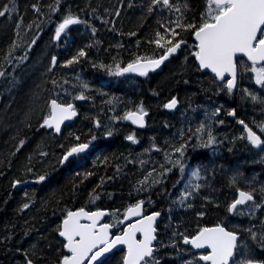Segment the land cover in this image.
Masks as SVG:
<instances>
[{
    "label": "trees",
    "instance_id": "trees-1",
    "mask_svg": "<svg viewBox=\"0 0 264 264\" xmlns=\"http://www.w3.org/2000/svg\"><path fill=\"white\" fill-rule=\"evenodd\" d=\"M170 3L0 0V10L8 9L0 17V264L60 263L61 223L81 208L109 212L104 222L112 235L123 232L125 211L141 202L146 212L161 214L150 264H182L174 249L201 228L235 230L238 213L230 216L228 208L240 188L232 169L247 166L238 164L240 148L244 157L252 150L216 112L222 104L233 107L237 97L201 72L193 32L176 28L178 20L199 25L207 0ZM68 15L81 23L56 39ZM173 28L185 43L159 71L117 74V66L121 71L139 57L158 59L164 49L152 41ZM74 57L78 62L69 65ZM173 98L177 107L170 111L164 105ZM53 100L77 111L59 136L41 127ZM141 107L142 130L124 119ZM209 133L214 142L204 146ZM82 143L87 151L61 162ZM182 146L183 155L176 151ZM124 254L121 248L98 264H123Z\"/></svg>",
    "mask_w": 264,
    "mask_h": 264
},
{
    "label": "snow or ice",
    "instance_id": "snow-or-ice-1",
    "mask_svg": "<svg viewBox=\"0 0 264 264\" xmlns=\"http://www.w3.org/2000/svg\"><path fill=\"white\" fill-rule=\"evenodd\" d=\"M153 4L172 7L170 0H153ZM149 10L151 11V8ZM176 10L179 11L178 8ZM7 11V7L0 10V17L5 16ZM79 23L81 21L78 18L68 15L57 27L56 39H59L61 33L70 25ZM176 28L185 32H193L195 40L198 42L196 45L198 50L194 52V56L201 69L211 70L212 73H215L216 78L222 81L225 79L226 74L231 77L226 82L229 92L236 85V57L238 54L246 56L251 61L250 70L255 74V82L264 87V0H207V11L201 17L199 25L195 23L184 24L178 20ZM176 28L165 29V34H156V39L152 43L158 48L164 49L158 59L139 57L133 63L128 64L123 71L138 72L139 75L146 76L149 71L159 68L170 55L176 53L181 44L185 43L183 39H176L180 36V32H177ZM78 56L84 57L86 53L80 51ZM76 62H78V58L74 57L67 63L70 65ZM52 64L53 66L56 64L55 57L52 58ZM258 64L261 66L257 67ZM117 74H121L119 66H117ZM2 75L3 73L0 72V76ZM85 98L83 95L77 97V99ZM252 99L256 100L257 97L252 96ZM176 105L177 100L173 98L164 107L174 109ZM50 108L51 113L44 118L41 127L55 128L56 132L60 131V125L64 120L76 115L71 104L65 106L53 100ZM229 114L234 116L235 112ZM146 115L147 112L141 107L137 112L126 113L124 119L130 120L133 124L143 128ZM238 123L244 126V130L247 132L246 138L254 147L260 148L264 145V140L253 132L243 120H239ZM97 127H99V124H97ZM200 130L202 131V129ZM261 130L264 131V128ZM208 135V142L204 146L214 142L211 133ZM127 139L133 143L136 142L133 136H129ZM88 147V143L72 147L62 157L61 162L68 161L69 157L84 152ZM176 151L183 155V146L177 148ZM193 175L199 176V172H194ZM44 178L41 176L40 180L42 181ZM199 187L200 185H195L197 190ZM188 195H191V193H188ZM252 200H254L252 193L240 191L239 198L229 205L228 211L235 212L238 205H243ZM27 207L28 205L25 204L24 208ZM107 214L103 211L87 212L83 208L79 211H69L67 213L59 230V235L66 241L64 247L67 250V254L62 257L60 264H85L86 261L87 264H95L101 256L111 251L117 244L127 246V256L124 264H150V260L146 258H152L153 255L152 242L156 239L154 235L156 229L153 224L159 213L143 216L141 204L130 207L125 214V218L128 219L133 216H140L141 218L136 223L129 225L122 235L115 236L114 239L109 236L112 225L108 223L99 224L100 219ZM82 221L88 222L82 223ZM248 231L251 234L250 238L253 241H258L260 248L264 250V233H261L258 237L257 233L252 232L251 229ZM137 233H140L143 239L138 240L136 238ZM238 241L239 236L237 233L226 230L225 227L217 224L214 227L201 228L193 238L185 237L183 242L192 245L195 249L209 250L207 254L198 257L204 264H235L233 257L236 255L237 249L241 247ZM28 264H32V262L29 261ZM189 264H191V261ZM239 264H264V260L257 261L252 258H242Z\"/></svg>",
    "mask_w": 264,
    "mask_h": 264
},
{
    "label": "flooded vegetation",
    "instance_id": "flooded-vegetation-1",
    "mask_svg": "<svg viewBox=\"0 0 264 264\" xmlns=\"http://www.w3.org/2000/svg\"><path fill=\"white\" fill-rule=\"evenodd\" d=\"M237 77H238L237 79V83H238L239 81L238 73H237ZM237 87H238V84H237ZM237 90L238 88H236V92ZM236 97H237V101L235 102L233 107L225 106L226 108L221 109L220 111L221 114L220 116H217V119H220L221 121L222 120L229 121L231 123V126H233L237 130V132L241 135V139L243 136L246 138L244 126H241L240 123H238L239 120H243L244 123L247 124L248 127L253 132H255L258 136L261 137L262 140H264V131L261 130L262 128H264V113L261 112V108L255 107L257 111L256 114L249 111V113L245 115L243 111L240 110L242 107L241 97L240 95H236ZM231 111H234L236 114V117L234 120L229 119V113ZM246 141L252 150L251 156L244 157V155L245 156L247 155L244 152H242V149L240 148L239 155L242 154V156L239 157L238 164L242 166L246 162L247 166L244 169L241 167H237L236 170H238L239 168V170L242 173H246V174L248 172L249 173L255 172L256 174H258V177L253 179L252 183H244L243 180L239 181L240 190L244 192L252 193L254 200L248 202L242 207L237 208L236 212L238 213V215L236 216V220L234 222L235 230H229V231H233L237 233V235L239 236L238 243L241 244V247L237 249L236 255L233 257V261L235 262V264H239V261L242 258H245V259L252 258L257 261L264 260V250L260 248L258 241H253L250 238L251 234L248 231L249 229H251L252 232L257 233L258 237L261 233H264V161L263 162L256 161L258 159L257 157L254 156L255 154L260 155L264 153V145L261 150L257 151L252 147V144L247 140V138H246ZM216 152H217L216 149L211 150L210 156L215 155ZM216 157L217 159L220 160V155H216ZM242 173L240 174L242 175ZM242 178H243V175H242ZM234 200L235 198L232 200V202H234ZM249 212H250V215H248ZM144 213L146 214L150 212H146V209H145ZM242 215H246L249 219L244 220ZM127 225L128 224H126V226ZM209 227H213V226H209ZM175 241L180 242V239L177 238L175 239ZM183 241L184 240H182L181 244L178 245L179 248L177 247L174 249V251L177 253L178 261H182L183 263L188 258H190L187 254L183 253V251H187L191 255V257H194L197 263L202 264L201 261L198 259V257L199 255L207 254L208 251L205 250V251L195 252L190 247L189 244H185ZM154 244H153V248H154ZM180 253H181V256H180Z\"/></svg>",
    "mask_w": 264,
    "mask_h": 264
},
{
    "label": "water",
    "instance_id": "water-1",
    "mask_svg": "<svg viewBox=\"0 0 264 264\" xmlns=\"http://www.w3.org/2000/svg\"><path fill=\"white\" fill-rule=\"evenodd\" d=\"M193 39H194V42H195L196 45H197L198 42L195 40V36H193ZM197 50H198V49H197ZM172 55H173V54H172ZM170 56H171V55H170ZM170 56H169V57H170ZM167 60H168V59H167ZM167 60H165V61L160 65L159 68H156V69L153 70V71H149L148 74L160 70L161 67L163 66V64H164ZM238 60H245L248 64H251V61H249V60L247 59L246 56H242V55H239V54H238L237 57H236V63H237ZM142 62H143V61H142ZM196 62H197V64H198V61H197V60H196ZM258 65H259V64H258ZM52 66H53V64H52ZM198 66H199V64H198ZM125 68H126V67H125ZM199 68H200V67H199ZM200 70H201V72L209 73V74H210L213 78H215L218 82H224V81L227 82L228 79H231V77H230L229 75L226 74V75H225V79L222 81V80H219L218 78H216L215 73H212L211 70H209V69H201V68H200ZM237 73H238V72H237ZM121 74H122V75H135V76H138V77L141 76V75H139L138 72H133V71L124 72L123 69L121 70ZM237 79H238V77L236 76V85H235V87L232 89V90H235V91H236L237 84H238V83H237ZM56 102H57V101H56ZM57 103H58V102H57ZM50 104H51V103H50ZM59 104H60V103H59ZM61 105H65V104H61ZM68 105H69V104H68ZM71 105L73 106V108H74V110H75V106H74L73 104H71ZM65 106H66V105H65ZM176 106H177V105H176ZM175 108H176V107H175ZM175 108H174V109H169V110H170V111H174ZM75 112H76V115H75V116L71 117L70 119L64 120V121L61 123V125H60V131H59V132H56V131H55V128H48V127H44V128H46V129H48V130H51V131L53 132L54 135L59 136V135L62 133V130H63L64 126H65L67 123H69V122H73V121L77 118V111L75 110ZM231 112H233V111H231ZM50 113H51V108H50ZM220 114H221V112L218 111V112H217V116H220ZM235 117H236V114H235L234 116L229 114V119H230V120H234ZM126 120H127V119H126ZM144 120H145V126H144L143 128L139 127V126L136 125V124H133L130 120H127V121H128L132 126H134L135 128H137V129H144V128L146 127V116L144 117ZM42 124H43V123H42ZM240 125L243 126L242 124H240ZM245 135H246V137H247V132H246V131H245ZM252 147H253L255 150L259 151V150H261V149L263 148V145H262L260 148L254 147L253 145H252ZM88 149H89V147H88L85 151H87ZM85 151H84V152H85ZM81 153H83V152H81ZM78 154H80V153H78ZM78 154H74L72 157H75V156L78 155ZM72 157H69V158H72ZM240 191H241V190L237 191V193H236V197H235V200L239 198V192H240ZM248 202H250V201H248ZM248 202H246L245 204H247ZM139 204H141V203H139ZM245 204H243V205H238L237 208L242 207V206H244ZM135 206H136V205H135ZM135 206H133V207H135ZM79 210H80V209H79ZM79 210H76V211H79ZM127 210H128V209H127ZM127 210L125 211L124 216H123V220H122V223H123V224H128V225L125 227L124 231L127 230V228H128L129 225H131V224H133V223H136V222L141 218L140 216H133V217H131V218L126 219V218H125V214L127 213ZM85 211H86V210H85ZM96 211H101V210H96ZM96 211H87V212H96ZM73 212H75V211H73ZM103 212L108 213L107 211H103ZM141 212H142V215H143V216H149V215H153V214H155V213H158V212H153V213H149V214L146 213V214H145V213H144V212H145V206H144V204H141ZM229 213H230V215H233L234 212H229ZM107 215H108V214H107ZM107 215H105V216H107ZM105 216H103V217L100 219V221H99V224H100V225L104 224V223H102V221H103V219H104ZM160 217H161V215L159 214V216H157L156 219H155V221H154L153 227H154L155 229H156V225H157L158 221L160 220ZM65 218H66V217H65ZM62 222H63V221H62ZM87 222H88V221H82V223H87ZM61 226H62V223H61ZM98 226H99V225H98ZM213 227H214V226H213ZM60 229H61V228H60ZM112 230H113V227H111L110 230H109V236H110V238L114 239L115 236H113V235L111 234ZM226 230H227V229H226ZM124 231H123L121 234H119V235H122V234L124 233ZM156 232H157V231H155V233H154L155 237H156ZM116 236H118V235H116ZM59 237L62 239V241H63L64 243H66V241L64 240L63 237H61L60 235H59ZM136 238H137L138 240H140V239H143V236H142L140 233H137ZM155 240H156V239H155ZM155 240L152 242V246H153ZM189 245H190V244H189ZM190 247H191L195 252H199V251H205V250H207V249H195V248L192 247V245H190ZM121 248H123V249L125 250V256H124V259H123V264H124L125 257L127 256V246H126V245H123V244H117L115 248H113L111 251L106 252L103 256H101V257L95 262V264L100 263L102 260H104V259L106 258L107 255H109V254H111L112 252H115V251H117V250H119V249H121ZM64 249H65V251H66V253H67V250H66L65 247H64ZM207 251H209V250H207ZM146 259H148V258H146ZM201 263L204 264L203 261H201ZM85 264H87V261L85 262Z\"/></svg>",
    "mask_w": 264,
    "mask_h": 264
},
{
    "label": "rangeland",
    "instance_id": "rangeland-1",
    "mask_svg": "<svg viewBox=\"0 0 264 264\" xmlns=\"http://www.w3.org/2000/svg\"><path fill=\"white\" fill-rule=\"evenodd\" d=\"M260 66H257V67H260ZM250 69H251V66L246 61L239 60L237 62V70H238V74H239V81H238V90H237V92L234 91V94L240 95V97H241V105H242L240 110H242L245 115H247L249 113V111H251L254 114H256L257 111H256L255 107H260L261 108V112L264 113V87L256 84V82H255V74L253 72H251ZM120 75H122V74H120ZM122 76H129V75H122ZM130 76H135V75H130ZM135 77H137V76H135ZM139 77H142V76H139ZM143 77H145V76H143ZM224 83L226 85V82H224ZM236 95H234V96L236 97ZM252 96H256L257 99L253 100ZM224 108H226V107L222 104V105H220L219 108H217V110L221 111V109H224ZM217 112H216V115H217ZM226 122H228V121H226ZM229 123L230 122H228L227 124H229ZM227 126H229V125H227ZM254 156L257 157V159H258L256 161H259V162H261V161L263 162L264 161V153H262L260 155L255 154ZM236 168L232 169V173L234 171H236V175H235V177H233V179L236 180V181L237 180L238 181L243 180L244 183H252V180L255 179L256 177H258V174H256L255 172H252V173L248 172L246 174V173H242L239 170V168H238V170H236ZM240 173H242L243 178H242V175ZM248 215H250V212L248 213ZM242 216L244 217L246 215H242ZM246 218L249 219L246 216L244 220H246ZM190 261H191V264H199V263H197L195 261L194 257L188 258L182 264H189Z\"/></svg>",
    "mask_w": 264,
    "mask_h": 264
},
{
    "label": "bare ground",
    "instance_id": "bare-ground-1",
    "mask_svg": "<svg viewBox=\"0 0 264 264\" xmlns=\"http://www.w3.org/2000/svg\"><path fill=\"white\" fill-rule=\"evenodd\" d=\"M91 10V9H90ZM7 19V18H6ZM16 33V32H15ZM230 214V213H229ZM233 215H234V213H233ZM233 215H230V216H233Z\"/></svg>",
    "mask_w": 264,
    "mask_h": 264
}]
</instances>
